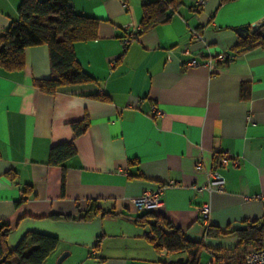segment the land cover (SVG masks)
Instances as JSON below:
<instances>
[{"label":"crops","instance_id":"0c3cea01","mask_svg":"<svg viewBox=\"0 0 264 264\" xmlns=\"http://www.w3.org/2000/svg\"><path fill=\"white\" fill-rule=\"evenodd\" d=\"M20 1L0 0V32L17 19ZM142 1L154 0H68L99 20L96 39L74 44L94 82L39 91L33 80L50 75L46 45L24 49L23 69L0 68V221L11 228L9 249L39 232L58 239L42 264H56L62 252L60 264L183 263L189 253L157 251L150 241L155 218L137 222L143 211L130 200L155 191L164 202L155 214L203 243L197 259L204 251L206 261L211 253L235 264L230 256L251 249L232 231L264 223V48L233 56L232 27H262L264 0H206L199 11L182 0L167 22L124 42L139 28ZM219 53L228 61L213 69L188 65ZM84 117L87 129L75 137L70 123ZM70 141L75 153L50 164L51 148ZM222 152L238 164L221 166ZM216 170L225 182L209 191ZM90 203L112 214L78 219ZM204 203L206 227L223 235L205 236Z\"/></svg>","mask_w":264,"mask_h":264},{"label":"trees","instance_id":"16d2710c","mask_svg":"<svg viewBox=\"0 0 264 264\" xmlns=\"http://www.w3.org/2000/svg\"><path fill=\"white\" fill-rule=\"evenodd\" d=\"M181 4L182 0L142 1L139 28L133 32L132 37L135 38L154 25L167 22ZM98 23L95 17L75 12L68 0H21L17 7V19L0 32V68L6 71L21 70L24 67V49L46 45L50 75L45 79L33 80V86L39 91L53 94L59 87L94 82L76 60L74 44L96 39ZM232 30L237 36V42L231 48L233 56L264 48V25L257 30H251L247 25L235 26ZM94 97L107 100L103 96ZM87 126L86 117L70 123L75 137L82 135ZM74 153L72 141L57 144L50 150L49 163L61 166ZM98 213L112 214L111 211L101 212L100 207L90 203L78 219L89 220ZM149 218H155V222L149 224V239L157 251H185L190 254V258L183 263H175L198 264L197 254L203 246L202 242L185 240L178 228L154 211H143L137 217V222L144 225ZM10 230L8 223L0 221V264H42L58 245V239L54 236L27 232L15 248L9 249L7 236ZM232 233L236 236L238 246H250L253 249L264 247V223L260 220L246 223L243 228ZM221 235L223 233L215 227L208 226L205 229V236Z\"/></svg>","mask_w":264,"mask_h":264},{"label":"built area","instance_id":"2783aa9c","mask_svg":"<svg viewBox=\"0 0 264 264\" xmlns=\"http://www.w3.org/2000/svg\"><path fill=\"white\" fill-rule=\"evenodd\" d=\"M206 0H193V5L195 11L201 10V8L205 5ZM128 25H124L123 29L127 30ZM133 30L129 32L126 37L124 38V42H127L128 40L132 39ZM192 38L194 40L200 39V34H198L196 31L192 30ZM227 59V56L224 53L216 54L215 56H212L204 61L199 60L198 58H192L188 62L189 66H200L205 65L209 67L210 69H213L214 65L218 62H224ZM155 113L160 114V111L157 110L155 107L153 108ZM219 164L223 167H226L228 163H231L232 165H237L238 160L236 158H232L229 153L222 152L219 156ZM225 182L224 176L218 171H213L208 176L207 185L205 186L206 189L209 191L214 190H221L223 188ZM133 207L138 211H156L163 207L164 202L162 199L161 191H155V192H149L145 193L139 197L132 198L130 200ZM209 204L204 203L200 206V216L199 221L201 224H203L205 227L207 226L208 222V214H209ZM205 264H229L221 257H218L214 254H209V258L206 261ZM235 264H264V247L260 249H249L246 251L241 259L237 261Z\"/></svg>","mask_w":264,"mask_h":264},{"label":"rangeland","instance_id":"374dc122","mask_svg":"<svg viewBox=\"0 0 264 264\" xmlns=\"http://www.w3.org/2000/svg\"><path fill=\"white\" fill-rule=\"evenodd\" d=\"M245 250V249H244ZM244 250H242L240 253H239V255H232V256H230L229 258L230 259H232L233 257H235V256H237L238 257V260H240L241 259V257H242V255L244 254ZM234 253V252H233ZM180 257V255H178L177 257H174L173 259L175 260V261H178V258ZM229 258H225V259H227V260H230ZM206 261V254H205V252L203 251V252H201L199 255H198V259H197V262H198V264H204V262Z\"/></svg>","mask_w":264,"mask_h":264},{"label":"water","instance_id":"95a60500","mask_svg":"<svg viewBox=\"0 0 264 264\" xmlns=\"http://www.w3.org/2000/svg\"><path fill=\"white\" fill-rule=\"evenodd\" d=\"M253 26H257V25H253ZM67 256V252H62L59 256H58V258H57V260H56V264H60L63 260H64V258Z\"/></svg>","mask_w":264,"mask_h":264}]
</instances>
